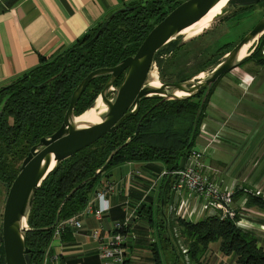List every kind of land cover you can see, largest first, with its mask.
<instances>
[{"label": "trees", "instance_id": "obj_1", "mask_svg": "<svg viewBox=\"0 0 264 264\" xmlns=\"http://www.w3.org/2000/svg\"><path fill=\"white\" fill-rule=\"evenodd\" d=\"M144 1L146 3L142 5ZM182 1H138L130 5L131 10L116 14L107 29L96 38L94 35L103 21L65 52L48 60L40 59L39 67L0 89V184L4 188L15 179L29 149L40 138L52 135L60 127L70 97L81 80L96 69L113 67L133 56L153 27ZM258 4L264 11V2ZM254 7L236 10L244 12ZM263 37L264 34L241 65L259 50ZM176 44L171 41L160 50L169 51ZM259 65L264 66V63L260 61ZM108 79L109 76H101L90 82L76 104L75 116L93 104ZM121 80L122 77L118 78L114 87H118ZM212 93L213 90L209 96ZM203 94L163 103H159L158 97L144 98L137 114L126 118L116 132L104 135L93 145L57 164L38 188L27 219L30 231L26 233L25 244L30 250L31 263L43 264L54 230L50 228L63 199L80 185L61 207L58 222L81 212L96 192L104 173L114 166L130 162L162 164L167 172L161 197L165 203L164 197L171 188V174L181 167L180 160L186 158L195 146L209 100L208 96L197 115ZM112 152L111 160L96 175ZM245 205L264 210V200L253 195L248 196ZM238 220L237 214L234 220L220 219L217 215L205 216L195 223L174 219L172 224L175 227L171 226L173 242L186 257L183 263L201 264V257L209 245L218 243L220 252L234 256L236 264H264V250L258 246V239L250 231L237 226ZM0 264H4L2 247Z\"/></svg>", "mask_w": 264, "mask_h": 264}, {"label": "crops", "instance_id": "obj_2", "mask_svg": "<svg viewBox=\"0 0 264 264\" xmlns=\"http://www.w3.org/2000/svg\"><path fill=\"white\" fill-rule=\"evenodd\" d=\"M138 1L141 0H18L4 10L0 8V89L39 67L40 59H51L71 48L114 11ZM241 66L228 72L223 85L212 93L204 110L206 119L202 123L210 135L220 133V126L225 124L226 128H221L222 136H230L227 130L229 123L249 130L250 139L243 140L246 133L242 138L243 142L249 143L245 149L232 152L229 143L219 145L216 137L215 144L206 149L205 138L199 135L193 149L204 152L202 172L219 186L222 184L224 190L233 191L232 206L243 225L240 228L253 233L258 246L264 250V210L246 207L248 196L255 195L251 189L242 187L249 184L253 190L261 193L264 190V179L260 178L263 174L253 176L247 168L257 156L264 155V83L259 79L264 76V71L256 73V67L261 65L256 66L255 63V72L250 66ZM241 68L245 70L239 71ZM251 89L252 93L246 95ZM252 131H255L253 138ZM215 145L219 146L216 150L213 148ZM185 160H180L181 167ZM245 166V172L239 176L238 172ZM166 175L160 163L130 162L108 169L96 192L108 183L115 184L117 192L106 196L107 203L95 201L93 204L94 208L108 206L107 212L101 219L91 214L80 217V229L66 230L60 242L53 243L59 264H101L97 255L99 243L89 238L90 233L98 229L103 236L110 235L113 224L123 222L128 216L131 218L126 225L127 264H184L186 257L173 242L171 226H174V219L195 223L205 216L217 215V212L201 211L202 200L190 196L186 190L175 193L170 188L164 203L161 197L165 191ZM173 180L174 177L171 185ZM242 188L248 192L240 191ZM4 195L5 188L0 194L2 201ZM1 217L0 208V221ZM132 235L135 239H131ZM200 263L236 264V261L232 255H223L219 244L213 243Z\"/></svg>", "mask_w": 264, "mask_h": 264}, {"label": "water", "instance_id": "obj_3", "mask_svg": "<svg viewBox=\"0 0 264 264\" xmlns=\"http://www.w3.org/2000/svg\"><path fill=\"white\" fill-rule=\"evenodd\" d=\"M17 1L0 0V8L4 10ZM218 1L183 0L180 5L153 27L133 56L123 59L113 67L96 69L81 80L70 97L69 105L60 127L52 135L40 138L39 142L29 149L19 166L18 174L13 182L4 185V207L0 229V247L3 250L4 264H33L29 257L30 250L25 244L26 233L30 231L27 226V219L38 188L57 164L93 145L104 135L116 132L126 118L137 114L139 103L144 98L158 97L160 98L159 103H163L166 101H183L204 92L197 112L198 115L207 102L209 93L213 90L218 79L240 66L244 60L250 57L264 34V15L251 31L213 68L206 78L181 83L160 82V87L158 88L148 85L147 77L155 54L166 44L173 41L195 18L210 10ZM262 2L264 0H227L222 13ZM145 3L146 1L142 5H145ZM131 8L126 6L111 13L103 21L94 38L102 30L107 29L109 21L116 14L121 11H129ZM253 41L255 43L251 49H248L247 55L239 58L242 48ZM101 76H109V79L101 93L87 110L92 108L98 99L103 101L106 110L100 115V124H88L84 127V124L77 122L76 119L87 110L79 116L74 115V110L79 98L90 82ZM120 77H122L121 83L118 87H114L115 82ZM111 88H114V92L108 98L107 95ZM176 92H184L187 95L178 97L175 95ZM139 125L140 122L136 127L135 134L138 132ZM113 154L114 152L108 157L103 167L95 172L96 175L108 164ZM52 163L54 164L51 167ZM79 187L80 185L75 187L63 199L58 209V214L63 204ZM58 214L54 225L50 229L54 228L58 223Z\"/></svg>", "mask_w": 264, "mask_h": 264}, {"label": "rangeland", "instance_id": "obj_4", "mask_svg": "<svg viewBox=\"0 0 264 264\" xmlns=\"http://www.w3.org/2000/svg\"><path fill=\"white\" fill-rule=\"evenodd\" d=\"M258 5L259 4L255 5L254 8L244 12H238L237 10L232 12L231 10L224 12L220 16L216 17L213 22H211V25L207 30H205L200 35H197L190 39H185L182 36H177L173 40L177 44L169 51L160 50L157 53L156 59L154 60L156 67L155 72L157 73V76L159 78L158 81L164 83H181L190 80L197 81L196 77L199 76V74L201 73H203L205 75L204 78H206L207 75L213 70V68L224 59L226 54L231 49H233L249 31H251L255 24L264 15L263 7ZM260 61L264 63V37L262 38L259 50L251 59L243 63L241 67L250 66L254 69L255 72V67L260 66ZM254 63L256 64V66H254ZM243 70H245V68H241L239 71ZM239 71L237 73H239ZM263 71L264 66L256 67V73H260ZM226 77H228V73L224 74L218 79L213 88V92L216 90L217 87L223 85V82L225 81ZM259 79L260 81H262L263 84L264 76L260 77ZM259 83L261 84V82ZM237 84L240 86L242 85V83L240 82H238ZM251 93L252 89L247 92L246 95H249ZM112 94L113 93H111L110 91L107 97L110 98ZM210 98L211 96H209V99ZM220 100L221 99H219L218 101ZM205 119L206 115H204L201 121L197 137L200 135V138H205L207 146L204 147L206 149L209 148L210 145L215 144L216 137L218 139L217 141L220 143L219 145L229 143L228 145L231 146L230 149L232 152L234 150L240 151L245 149L246 144L249 143L247 141L243 142V140L250 139V131L245 130L244 128H238L235 125H231L230 123L227 125V127H229V129L227 130H229L228 132L231 133L230 136H233L234 138H230V136H222L221 128L225 127V124L220 126V133L216 132L214 135L208 134V130H206L205 125H203L202 123ZM261 131L262 129L259 130V133H261ZM244 133H246V138L242 140ZM254 136L255 131H252L251 138H253ZM218 147V145H215L213 148L214 150H216ZM201 151L203 152L202 149ZM256 158L257 159L250 162L249 166L247 165V168L251 170V172H253V176H257L258 174L262 173L263 176H260V178L264 179V155L257 156ZM219 159L222 162H226L221 157H219ZM223 166L225 165H222V167ZM245 170L246 166L239 171L241 174H239L238 172V175H243ZM259 180L263 181L262 179ZM242 187L246 188L247 190L251 189V193L253 192L256 197H262V199L264 200V190L262 194L259 190H253L252 186H250L249 184L243 185ZM223 188L221 187V189L225 191ZM244 188L240 189V191H243L245 193L247 190H244ZM2 189L4 190V187L0 184V194ZM228 191L233 192L231 190ZM2 202L3 201L0 199L1 212H3L4 207V204H2ZM232 209L235 211L233 206ZM1 222L2 217L0 221V229ZM52 245L53 244H51L50 242L48 248L45 251L43 264H50L49 258L53 256L57 257V254L55 250H53L54 247Z\"/></svg>", "mask_w": 264, "mask_h": 264}, {"label": "built area", "instance_id": "obj_5", "mask_svg": "<svg viewBox=\"0 0 264 264\" xmlns=\"http://www.w3.org/2000/svg\"><path fill=\"white\" fill-rule=\"evenodd\" d=\"M156 70L153 60L149 72ZM114 88H111V93ZM204 153L197 149H192L186 157L185 163L177 171L173 172L174 180L171 189L175 193H180L186 190L190 196L197 200L201 199V211L214 210L220 219L234 220L236 212L232 209L233 192L223 191L219 184L213 182L210 177L202 172L201 159ZM165 175V173H163ZM117 186L108 183L101 191L96 192L88 201L85 208L77 215L70 217L67 220L58 222L53 230L51 244L60 242L63 232L66 230H78L82 227L80 217L91 214L96 219H101L104 213L107 212L108 206L94 208L95 201L106 202V196L115 194ZM247 192V191H246ZM131 218L128 216L123 222H115L111 234L103 236L100 230H94L90 233L89 238L99 243L97 255L101 264H127L126 258V241L128 233L126 231L127 222ZM237 226L241 225V221L236 222ZM131 239H135L132 235ZM51 264H59V256L49 258Z\"/></svg>", "mask_w": 264, "mask_h": 264}, {"label": "bare ground", "instance_id": "obj_6", "mask_svg": "<svg viewBox=\"0 0 264 264\" xmlns=\"http://www.w3.org/2000/svg\"><path fill=\"white\" fill-rule=\"evenodd\" d=\"M226 1L227 0H219L210 10L205 12L200 17L195 18L187 27H185L178 34V36H182L185 39H190L192 37H195L203 33L205 30H207L210 27L211 22H213L214 19L222 13V10L224 9L226 5ZM254 41L246 44L242 48L239 58H243L247 55V53L249 52L248 49L249 48L251 49V47H253L255 43ZM204 76L205 75L201 73L196 78L197 80L198 79L201 80V79H204ZM158 79L159 78L157 76V73L151 70L147 77V80H148L147 83L148 85L154 88H158L160 87V82L158 81ZM175 95L178 97H185L187 94L184 92H176ZM105 110H106V107L103 101L98 99L95 105L89 110H87L86 112H84L82 115L77 117L76 121L84 124V127H86V125L88 124H100L101 123L100 115L103 114ZM53 164L54 163L51 164V167L53 166Z\"/></svg>", "mask_w": 264, "mask_h": 264}]
</instances>
